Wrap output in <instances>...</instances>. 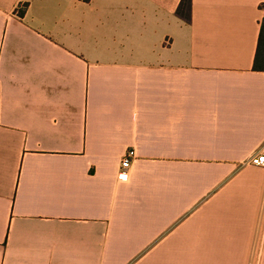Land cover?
Returning <instances> with one entry per match:
<instances>
[{
	"label": "crops",
	"instance_id": "crops-1",
	"mask_svg": "<svg viewBox=\"0 0 264 264\" xmlns=\"http://www.w3.org/2000/svg\"><path fill=\"white\" fill-rule=\"evenodd\" d=\"M180 1L0 0V264H264V0Z\"/></svg>",
	"mask_w": 264,
	"mask_h": 264
},
{
	"label": "trees",
	"instance_id": "trees-1",
	"mask_svg": "<svg viewBox=\"0 0 264 264\" xmlns=\"http://www.w3.org/2000/svg\"><path fill=\"white\" fill-rule=\"evenodd\" d=\"M191 0H181L177 8V14L186 21L190 18ZM253 70L264 72V18L260 23V30L257 40L256 52L253 61Z\"/></svg>",
	"mask_w": 264,
	"mask_h": 264
},
{
	"label": "built area",
	"instance_id": "built-area-1",
	"mask_svg": "<svg viewBox=\"0 0 264 264\" xmlns=\"http://www.w3.org/2000/svg\"><path fill=\"white\" fill-rule=\"evenodd\" d=\"M134 156V151L132 149L128 150L126 155L121 160L120 169L117 173V177L121 180L127 178V168L129 167L131 158ZM249 162L253 165H264V153L258 149L250 158Z\"/></svg>",
	"mask_w": 264,
	"mask_h": 264
}]
</instances>
